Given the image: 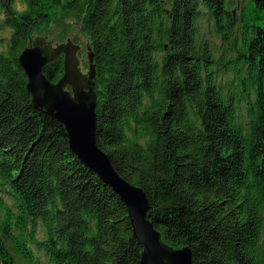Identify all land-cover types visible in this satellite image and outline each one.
Here are the masks:
<instances>
[{"label":"trees","instance_id":"obj_1","mask_svg":"<svg viewBox=\"0 0 264 264\" xmlns=\"http://www.w3.org/2000/svg\"><path fill=\"white\" fill-rule=\"evenodd\" d=\"M24 2L0 10V264H140L143 250L124 201L32 102L19 56L39 29L85 35L97 143L163 240L194 264H264V0ZM44 73L60 79L63 56Z\"/></svg>","mask_w":264,"mask_h":264},{"label":"water","instance_id":"obj_2","mask_svg":"<svg viewBox=\"0 0 264 264\" xmlns=\"http://www.w3.org/2000/svg\"><path fill=\"white\" fill-rule=\"evenodd\" d=\"M45 42L44 38L37 39L19 56L32 102L64 125L72 151L124 201L133 235L143 246L140 264H194L189 246L175 248L163 240L149 217L151 205L145 190L127 181L97 143V93L94 88L97 69L91 48L89 70L84 74L78 57L79 45L68 40L48 50ZM61 56L64 73L54 82L46 76L44 68Z\"/></svg>","mask_w":264,"mask_h":264},{"label":"rangeland","instance_id":"obj_3","mask_svg":"<svg viewBox=\"0 0 264 264\" xmlns=\"http://www.w3.org/2000/svg\"><path fill=\"white\" fill-rule=\"evenodd\" d=\"M16 3V0H13V5ZM22 3L25 5L24 0H22ZM14 7V6H13ZM0 10L3 12L4 11V0H0ZM45 29H39V30H34L32 32L31 40L29 46H32L35 41L39 38H44L46 40L44 47L48 50L51 48L58 46L60 43H66L68 40H72L71 38L65 40L64 42H55L53 41L45 32ZM78 33V32H77ZM0 35L2 37L8 38L10 36V31L5 30L3 32H0ZM73 41V40H72ZM86 37L85 35L81 34L80 40L78 42H74L75 44L79 45V51H78V57L80 59V68L84 74L88 73L89 70V59H88V53L89 50L86 45ZM5 47V42L3 46H0V49ZM70 89V87H68ZM42 235V232L38 234V237Z\"/></svg>","mask_w":264,"mask_h":264},{"label":"clouds","instance_id":"obj_4","mask_svg":"<svg viewBox=\"0 0 264 264\" xmlns=\"http://www.w3.org/2000/svg\"><path fill=\"white\" fill-rule=\"evenodd\" d=\"M17 12L23 13L27 10V5L22 3V0H16V3L13 5ZM4 16L0 15V20H3Z\"/></svg>","mask_w":264,"mask_h":264}]
</instances>
